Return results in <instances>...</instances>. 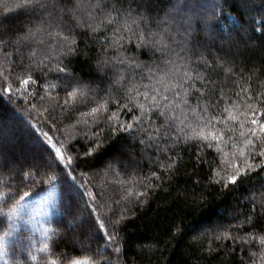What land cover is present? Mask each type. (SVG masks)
<instances>
[{
	"label": "trees",
	"instance_id": "obj_1",
	"mask_svg": "<svg viewBox=\"0 0 264 264\" xmlns=\"http://www.w3.org/2000/svg\"><path fill=\"white\" fill-rule=\"evenodd\" d=\"M22 2L0 0L5 40L40 22L39 13L29 16L18 7ZM195 2L200 5L195 11L209 17L213 38L206 35L203 24L194 23L190 36L185 35L183 27L168 25V0H59L56 8L65 9L63 24L48 31H67L70 27L76 41L72 54L62 55L57 38L47 32L37 34L27 45L17 47L9 40L0 47V72L11 77L0 76V84H11L13 89L10 93L0 90V157L5 159L0 167V194L11 206L19 200V195L10 199L12 193L29 192L17 206L24 213H12L10 220L0 217V224L8 225L23 215L24 223L15 231L20 232L17 238L23 241L21 264H48L51 259L61 264L65 258L85 257L90 264H264V245L259 240L264 236V209L258 206L264 199V158L247 155L245 158L254 165L250 178L236 186L227 181L238 162L239 152L234 145L243 147L241 124L253 113L264 122L260 115L264 112V31H254L264 18V0ZM77 4L74 19L70 10ZM214 9L217 15L212 18ZM183 11L193 14L191 8ZM97 25L99 30L92 31ZM142 32L161 33L167 49L162 53L159 45L138 46L136 37ZM197 43L200 46L194 48ZM30 50L36 52L34 57H29ZM200 56L212 65L211 69L197 59ZM45 57H50L45 60L47 67L32 73L36 84L20 85L16 78L24 75V69ZM58 62L81 84L94 90L89 94V103L78 104L75 109L63 107L66 97L63 82L58 79L62 74L49 71ZM149 68L155 70L152 79ZM185 72L193 76L206 74L210 83L206 88L199 81L194 88L184 85L190 91L188 104H181L169 115L180 119L186 116L188 126L177 120L171 134L179 131V125L189 135L194 130L219 132L222 141L208 148L198 139L187 144L181 139L175 149L160 152L155 144L148 146V133L137 131L133 138L111 130L108 117L117 110L115 100L126 103L129 88L136 89L132 92L136 103H146L145 92L149 97L159 92L174 104L179 103L183 89H174V97L173 91H164V85L169 81L179 83ZM49 83L61 87L49 88ZM18 88L26 90L17 92ZM196 88L206 95L202 97ZM105 100L109 101L108 107L101 114L81 115ZM206 101H210L207 110ZM13 114L23 120L14 122ZM131 119L128 109H123L120 120ZM207 120L215 128H205ZM152 122L160 125L164 119L152 116ZM168 142L162 138L159 148H166ZM57 148L62 156L56 155ZM177 153L181 163L176 170L166 172L161 162L167 164L168 158ZM67 178L83 192L82 213H75L78 201L62 193ZM51 185L61 187V196H57L54 215L46 218L39 242L32 238L27 212L31 198ZM250 216L254 220L251 225ZM117 220L119 223L114 224ZM100 223L106 225L111 240ZM224 233L235 237V241L224 238ZM241 237L247 242L242 243ZM45 244L48 249L41 251ZM104 245L107 250L103 254Z\"/></svg>",
	"mask_w": 264,
	"mask_h": 264
},
{
	"label": "snow or ice",
	"instance_id": "obj_2",
	"mask_svg": "<svg viewBox=\"0 0 264 264\" xmlns=\"http://www.w3.org/2000/svg\"><path fill=\"white\" fill-rule=\"evenodd\" d=\"M143 3H150L151 0H142ZM59 3V0H23V2L18 5V7L24 9L29 16H32L35 13H39L41 16L40 22L36 24L35 27H29L24 31L18 32L15 37H9L11 43L20 47L22 45H27L30 41H32L37 34L47 32L49 36H54L57 38V43L60 45L62 49V55H70L72 54L75 49V38L72 35V29L69 27L67 31H48L51 28H60L63 24V13L65 9H57L56 4ZM169 7L165 14V20L167 21L168 25L176 24L177 27H183L185 35L190 36L193 30V24H203L206 29V35L209 38H213L212 31H211V21L207 16H201L195 10L200 7L198 3L193 0V3L188 4L184 3V0H168ZM96 7H100L99 4ZM184 8H191L193 10L192 15H187L183 9ZM79 9V4L74 6L70 11L73 14V18H76V12ZM216 11L213 10L211 16L212 18L216 17ZM144 19V17H141ZM136 21H133L135 23ZM109 23H111V19L109 18ZM82 26V25H77ZM100 25H97L92 28V31L99 30ZM128 31H131L129 28ZM254 31L261 32L264 31V18L260 21V27L254 29ZM6 34V26L0 22V47H4L9 43V40H5ZM135 35V33H134ZM137 40L139 41L138 46H146L152 45L153 47L161 46L159 50L163 53L165 49H167V45L164 43V36L161 33H148L144 34L143 32L137 35ZM224 39H230L224 38ZM224 39L221 40V43L224 42ZM118 43V41H117ZM199 43L194 45V48L199 47ZM195 54V53H193ZM29 57H34L36 52L34 50H30L28 53ZM46 59H50V57H45L38 62H34V66L29 65L27 68L24 69V75L19 76L16 79L18 80L19 84L22 86H30L36 84V80L33 78L32 73L35 71H43L44 67H47L45 63ZM197 59L203 63L207 69H211L212 65L205 60L202 56L197 57ZM20 63L23 64V56L21 55ZM168 63V61H165ZM137 67H141V65L137 64ZM49 71H55L62 74L58 79L63 82V89L65 92V101L64 106L65 108L75 109L78 104H87L90 102L89 94L93 92V89H90L88 85L81 84L78 78L71 73L67 67L62 66L60 62H58L54 68H49ZM227 71H231V69H227ZM149 72V79H152L155 70L152 68L148 69ZM0 76H5V79H11V77L6 76L3 72H0ZM26 77V78H25ZM199 81L202 86L205 88L207 87L208 83H210L209 77L204 74L196 73L195 76L191 75L189 72H185L183 76L180 78V82L177 84H173L171 81L168 84L164 85V91H173L174 89H183V92L179 93L180 95V102L173 103L172 100H169V97L166 95H161V93L156 92L154 95L149 97L147 92L143 93L145 96L146 103H136V98L132 95L133 91H136L134 88H129L126 93V103L121 104L119 99L115 100L117 110L112 113L111 116L108 117L109 126L111 130L115 132H124L129 135H133L135 138V133L137 131L142 133H148L147 135V142L148 146L155 144L160 152H167L171 149H175L180 143L181 139H183L184 143L187 144L190 141L200 140L202 143H206L208 148L213 147V142H220L222 141L223 137L219 134V132H196L193 131L192 135H189L185 132L184 127H177L179 131L173 136L171 134V128L173 127V123L179 120L181 125H185V119H180L179 116H170V112H176L177 109L180 108L181 104L187 105L188 101L186 99L187 95L190 94L189 88H185L184 85L188 83L190 87H195V82ZM47 83V81H46ZM157 83H161V81H157ZM215 83V82H211ZM49 88H59L61 85L49 83ZM147 87V86H145ZM0 90L3 92L10 93L13 89L11 84H8L5 87L3 84H0ZM26 89H16L17 92H20ZM197 92H200V95L203 97L206 95V92H201L199 88L195 89ZM141 93L137 92V95ZM32 95V93H29ZM177 93L173 91V96L175 97ZM43 99V97H41ZM164 102V103H162ZM109 101L105 100L103 103H97L96 107L91 108L90 112H82V116H89V115H97L101 114L102 110H106L108 107ZM210 101L205 102V110L209 106ZM131 105V107H130ZM56 107H60L57 103ZM251 108V105L248 106ZM123 109H128L129 113L132 115L131 121H121L120 115ZM137 109L139 110V115L136 114ZM192 112L195 114L196 109L193 108ZM181 115H184L183 111ZM246 115V114H245ZM261 116H264V112L260 113ZM152 116H156L157 118H163L164 123L160 125H155L152 122ZM229 116L232 120H236L235 116ZM87 121H85L86 123ZM188 125H185L187 127ZM205 128H215V125L212 123L211 120H207L204 122ZM241 131L240 137L243 141V147H237L239 152V156L237 157L238 162L233 167V172L227 176V181L231 185H238L245 179L250 178V173L254 169V165L249 163L248 159L245 157L250 155L252 158L256 156L264 158V122L256 118V114L253 113L250 119H246L244 123L241 124ZM229 131H235L234 129H229ZM180 133H184L183 137H181ZM168 140V145L166 148H159V142L161 139ZM170 138V139H169ZM231 140L232 137H229ZM141 143L144 144L145 140H141ZM256 150V151H249V150ZM201 151H203V147H201ZM51 154V153H49ZM87 154V153H86ZM56 155L62 156L61 151L59 148L56 149ZM199 155V154H198ZM169 162L164 164L161 162V166L165 169L166 172H170L176 170L179 164L182 161V157L177 153L174 157H169ZM242 161V163H241ZM243 169V170H241ZM39 171V168L36 169ZM261 170H264V163L261 164ZM153 176H156V173H152ZM158 178V177H157ZM19 195V200H15V197ZM138 195H144V193H138ZM29 196V192L25 191L23 194H19L18 192L12 193L9 197L10 199L15 200V203L11 206H8L7 199H3V194H0V199H3V203L0 204V217H6L9 220L12 217V213L15 212L17 206L20 205V201L24 200L26 197ZM256 204L253 205V210L256 208ZM261 209H264V199L258 205ZM248 222L251 225L254 223L253 218L250 216L248 217ZM114 224L119 223V220L114 221ZM100 228L105 229L106 234L108 235V239L111 240V234L107 233L106 225L104 223H100ZM8 233L6 232L5 235ZM223 237L226 239H233L235 241V237L229 236L228 233H224ZM2 239V237H0ZM217 240L221 239L220 236L216 237ZM242 243L247 242L244 237L240 238ZM260 243L264 245V236L259 238ZM48 245L45 244L44 248L41 251H45L48 249ZM116 251L119 252L120 249L116 248ZM35 259V257H33ZM48 264H57L56 259H51L48 261ZM61 264H90L89 259L85 257L84 259L79 258H65Z\"/></svg>",
	"mask_w": 264,
	"mask_h": 264
},
{
	"label": "rangeland",
	"instance_id": "obj_3",
	"mask_svg": "<svg viewBox=\"0 0 264 264\" xmlns=\"http://www.w3.org/2000/svg\"><path fill=\"white\" fill-rule=\"evenodd\" d=\"M11 117L12 119H14L13 120L14 122L18 121L17 119L21 121L23 120L17 114L15 115L13 114L11 115ZM8 122L11 123V121ZM0 130H1V124H0ZM4 137L7 140H9L8 136L4 135ZM4 160L5 159L3 156L2 158L0 157V167L3 164V162H5ZM60 163L62 166H64V162L62 160H60ZM66 181L68 183L62 184L63 185L62 193L66 196L69 195L72 201L73 200L76 202L78 201V209H75V213L76 212L82 213L84 208L82 202L80 201L82 196L81 194L82 191L77 187L76 184L72 182L71 179L67 178ZM59 189H61V187H57L56 185H51L46 190L40 192L38 195H35L31 198V202H30L31 208L29 207V212H27L29 214L28 216L29 220L27 217L26 220L32 222L31 224L32 238L34 236L39 242L44 231V224H46V218H51L56 210L57 200L61 196ZM22 213L24 212H22L19 208H16L15 212H13L15 216H21ZM22 221H24L23 215L19 220H16L14 218L12 222H10L8 225L0 224V237H2V239H0V264H21L20 251L23 250V247L20 245V242L23 241H20V238H17L19 237L20 232L19 234L17 233L18 234L17 235L15 234V231L19 228V225H23L24 222ZM26 226L30 227L27 224ZM34 230L35 232L33 233ZM6 232L8 233L7 235H5ZM74 240H77L75 236H74ZM106 250L107 247L104 245L102 248V253L104 254Z\"/></svg>",
	"mask_w": 264,
	"mask_h": 264
}]
</instances>
